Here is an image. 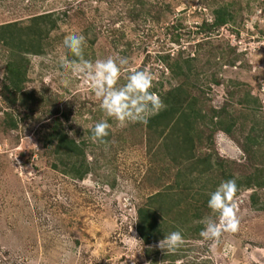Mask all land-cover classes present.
<instances>
[{
    "label": "rangeland",
    "instance_id": "obj_1",
    "mask_svg": "<svg viewBox=\"0 0 264 264\" xmlns=\"http://www.w3.org/2000/svg\"><path fill=\"white\" fill-rule=\"evenodd\" d=\"M221 7L232 18L217 26L215 10ZM48 13L58 18V26L43 36L41 54L26 53L9 38L0 40V264H264V187L234 197L237 232L217 240L200 237L199 227L217 217L204 206L202 219H193L204 200L197 203L195 191L216 187L222 173L217 171L184 191L183 198L189 197L174 213L159 217L182 226L177 215L185 214L189 231L180 248L159 249L163 237L144 243L138 209L153 193L176 186L180 166L163 155V138L147 124L110 120L105 142H92L91 129L106 119L100 102L83 75L60 68L61 57L74 58L63 47L64 38L82 33L85 59H129L120 84L129 70L148 69L154 75L151 90L162 101L185 85L205 112L220 111L226 127L235 123L229 135L208 121L196 156L214 153L230 161L226 170L233 175L259 177L264 170V0H0V33L15 24L8 28L17 43L20 28L26 38L23 27ZM18 64L25 75L17 90L10 69ZM58 125L85 144L91 170L83 179L68 173L73 159L57 153L55 142L44 144ZM249 133L261 139L252 153L244 150Z\"/></svg>",
    "mask_w": 264,
    "mask_h": 264
},
{
    "label": "trees",
    "instance_id": "obj_2",
    "mask_svg": "<svg viewBox=\"0 0 264 264\" xmlns=\"http://www.w3.org/2000/svg\"><path fill=\"white\" fill-rule=\"evenodd\" d=\"M231 18L232 15L227 7H221L215 10V24L217 26L227 24ZM57 26L58 18H54L52 13H48L34 17L31 19L29 25L23 27V30L26 31V38L22 36L21 33L23 32L22 28H20L19 30H21V33H19L17 43H15L16 36L11 34L12 30L8 27L16 28V25L10 24L6 26L2 34L0 33V40L9 38L11 42H14L17 48L21 50L27 49L26 53L41 54L43 52V36H47L48 32L56 29ZM25 46L27 48H25ZM184 62L190 64L191 59H186ZM175 66L178 69L182 68V65L178 63H175ZM23 67L22 64H18L14 69H10V78L13 86L17 88V90L21 89L20 83L22 82V76L25 75ZM174 72L176 74H182L175 69ZM162 99L165 107L157 115L149 119L147 127L163 138V145L161 148L162 152L165 151L163 155L166 154L169 157H172L173 162L177 163L180 166V169L175 176L176 186H169L162 192L153 193L148 201L138 209L137 230L141 239L146 244L154 243L160 237H164V235L171 231L179 230L182 232V235H186L185 231H189V227L187 226L189 221L184 216V213L183 215L182 213L177 215L180 217L179 224L182 226L171 221L173 219L169 220L170 217L168 220L165 219L163 221H160L159 217H166L179 209L189 197L187 194H184L187 198H183V192H188L193 188H196L194 187L195 182H201L207 177V174H211L214 171H217L218 174L222 172L221 181L216 183V187L222 181L237 178L238 192L236 193V196L239 195L242 190L247 188L264 187L263 169L260 170L261 173L259 177L255 174L236 176L230 173V170H226V163H229L230 161L217 156L215 158L214 153H208L203 158L196 156L197 144L201 142L204 136L201 127L209 126L208 121H210L214 124V129L222 130L231 135L233 133V126L235 125V123L232 122V119L230 124L226 127L220 111H214L210 114L205 112L202 107H199L196 98L194 99L190 96L185 85H180L174 88L172 91L163 95ZM216 118H219L217 122H215ZM13 125L15 126L16 123L13 122L12 126ZM248 136L250 142L246 143L244 150L247 153H252L254 145L260 143L261 139L259 135L253 136L251 133H249ZM54 142L56 143L55 151L57 153L64 151L69 159H73L72 165L70 166L71 169L68 173H72L73 176L79 179L85 178L91 170L90 164L87 163L85 144H80L75 139L70 138L65 132L59 129V125L55 126L53 132L46 138L44 144L49 145ZM200 163L203 165L198 168ZM216 187H211L210 190H207L205 186L199 187L200 190L196 189L195 195L198 197L200 196L198 199L197 197L195 198L197 203L203 198L204 200L200 203L202 207L201 205L198 207L197 215H195L193 219H202V217L199 218V215L202 212L200 208H204V206L205 208H208V193L214 191ZM178 189L183 191L180 194H176L175 191ZM202 229L203 225L199 227L198 232Z\"/></svg>",
    "mask_w": 264,
    "mask_h": 264
},
{
    "label": "clouds",
    "instance_id": "obj_3",
    "mask_svg": "<svg viewBox=\"0 0 264 264\" xmlns=\"http://www.w3.org/2000/svg\"><path fill=\"white\" fill-rule=\"evenodd\" d=\"M86 38L82 33H69L63 41V47L74 57L69 60L60 58V68L72 76L83 75L99 100V107L106 119L95 123L91 129L92 142L104 143L109 135L110 120L119 124L140 123L146 125L149 119L157 115L164 107L159 95L152 91L154 75L148 69L129 70L126 82L119 83L121 71L129 64L127 57H108L95 62L84 58ZM65 86L68 80L62 81ZM238 192L237 178L222 181L214 191L208 193L207 207L216 214V220H209L200 231L203 240H217L225 232L239 230V218L234 197ZM184 244L179 230L164 235L156 245L169 253L175 252Z\"/></svg>",
    "mask_w": 264,
    "mask_h": 264
}]
</instances>
